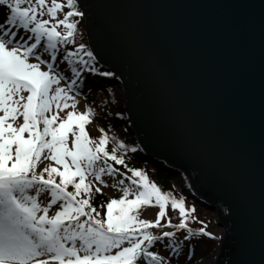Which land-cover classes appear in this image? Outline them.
<instances>
[{
	"label": "water",
	"instance_id": "95a60500",
	"mask_svg": "<svg viewBox=\"0 0 264 264\" xmlns=\"http://www.w3.org/2000/svg\"><path fill=\"white\" fill-rule=\"evenodd\" d=\"M77 7L86 45L121 87L118 109L139 160L161 170L167 163L169 181L185 177L187 188L173 180L178 192L216 214L222 231L209 262L258 259L264 0H78Z\"/></svg>",
	"mask_w": 264,
	"mask_h": 264
},
{
	"label": "snow or ice",
	"instance_id": "6c2138e0",
	"mask_svg": "<svg viewBox=\"0 0 264 264\" xmlns=\"http://www.w3.org/2000/svg\"><path fill=\"white\" fill-rule=\"evenodd\" d=\"M77 3L78 0L63 3L61 0H0V6L6 10L0 23V264H138L141 258L145 264H169L168 259L150 247L155 241L169 238L165 245L168 256L178 257L181 243L175 241L173 231H163L157 236L150 228L186 229L184 240L194 235L212 236L206 226L195 233L187 228L186 220L195 217H190L193 209L185 208L183 198L162 192L142 170L129 169L131 176L127 179L137 186V191L124 186L119 199H109L102 205L106 209L102 218L92 206L93 189L96 193L102 189L86 177L94 176L97 183L104 185L102 174L113 175L118 171L108 161L123 164L124 160L115 154L116 147L111 152L106 150L108 137L103 128L98 141L89 137L85 125L91 121L94 110L86 105L83 112L75 111V97L69 95L79 87L75 78L81 72L98 73L102 77L114 73L86 67V63L91 65L95 60L90 51H84L88 61L79 60L80 70L71 69L73 78L64 87L60 81L65 77L54 67L57 45L70 43L76 30L77 22L70 18L84 15ZM65 7L68 11L58 19V12ZM59 26H63L62 31L58 30ZM20 29L31 35L25 38ZM41 41L51 61L36 54ZM84 48V44L77 45L76 51L68 52L65 59L71 64L72 57H78ZM31 58L36 62H31ZM41 64H46L47 70H42ZM53 85H56L54 90ZM69 107L73 110L61 117L59 113ZM17 117L23 120L18 126L14 124ZM116 144L125 147L118 140ZM261 155L264 169V123ZM42 159L55 161L59 167L48 165L37 173V164ZM101 159L104 166L97 167ZM69 185L72 191L67 190ZM30 190L35 194H30ZM45 191L50 198L42 205L38 196ZM153 203L159 208L155 220L141 219L138 210ZM168 203L179 211L178 224H171L170 218L164 225L160 223L166 217ZM53 205L58 207L49 214ZM193 250L194 245L189 243L188 252L184 253L186 258L194 254ZM241 264H264V244L258 259Z\"/></svg>",
	"mask_w": 264,
	"mask_h": 264
},
{
	"label": "rangeland",
	"instance_id": "374dc122",
	"mask_svg": "<svg viewBox=\"0 0 264 264\" xmlns=\"http://www.w3.org/2000/svg\"><path fill=\"white\" fill-rule=\"evenodd\" d=\"M61 2L63 3L64 0H61ZM62 14H63L62 12H58L57 18L58 19L61 18ZM43 18L46 19L47 16H45ZM58 30L62 31L63 30V26H59ZM19 31L21 32V35L25 36V38L27 37V35H31L30 33L25 34V31L23 29H20ZM80 33H81V35H83V31L82 30L80 31ZM82 38H83V41H81L82 42L81 44H85L86 40L84 38V35H83ZM62 48L57 47L55 51L56 52L58 51L60 55L61 54H65V56H66V54L68 52H72V50H73V48H71V47L70 48L62 47ZM73 52H75V51H73ZM47 53L48 52L45 51V48H44L42 51H40L38 53V55H40L42 58H45V61H51V55L43 56V54H47ZM65 56H63V57L61 56L59 58H56L55 61H53L54 67L56 68V70L61 75H63L65 77V79L60 81V86L61 87H64L67 83H69L71 81V77H72V71H71V68H70V64H69L68 60L65 59ZM75 58H77V57L76 56L72 57V60H74ZM31 62H36V61L35 60H31ZM45 65L43 67L41 66L42 70H45L44 69ZM87 75H89V74H87ZM87 75L85 73L82 76L83 80H81L80 83L77 84L79 87L74 89L73 91H71L69 93L70 96H74L75 97V100H76L75 111L83 112L86 105L91 107L94 110V115L91 118V122H89L90 125L88 124V131L90 132V134L97 133L96 131L98 130L97 137H99V132H100L101 126L103 125L107 129L106 131H104V133L107 135V137L113 135L114 137L118 136L119 139H120V135H119V133H121L120 128L119 127H118V129L115 128L116 129L115 130L111 126L112 125L111 123H109L108 121H105L107 117H111L112 119H114L115 114L113 115V113L115 111V108L118 107V105L122 104L120 98H117V99L113 98V100H104V99H97L95 97V98H92L91 101L88 100L87 95H83L82 89L80 88L81 85H82L81 84L82 81L84 82L83 84L86 87L87 81L84 80V78ZM108 81H110V80L108 79ZM111 82L112 81L108 82V84H110ZM55 87H56V85H53L52 89L54 90ZM113 88H114L113 90L116 89L115 87H113ZM116 91L118 92L119 89H116ZM77 92H80L81 94L77 95ZM97 92H99V90H97ZM92 94L94 95V92H92ZM23 95H27V93H23ZM105 95H106V97H105V99H106L107 98V93H105ZM69 104L71 105V101H69ZM72 110L73 109L71 107H69L67 109H64L63 112H60L59 115L61 117H63L68 111H72ZM53 111H56L54 105H53ZM118 115H119V113H118ZM22 122H23L22 117H17V119L14 122V124L16 126H18ZM41 127H42V125H41ZM25 135H27V134L25 133ZM124 138L126 140H128L127 137H124ZM126 145H128V144H126ZM68 146L71 147V134H69ZM108 163L112 164V166L115 169L117 168L116 164H114L113 161L109 160ZM48 165H52L54 167H59V165L55 164V161L42 159L37 164L36 171L38 172L41 167L44 168V167H46ZM144 171H147V169H144ZM101 179L104 181V185H100L99 183H97L95 181L94 176L89 175V176L86 177V180L88 182H91L92 184H94V185H96L98 187H101V189H102L101 193L104 194L105 196H108V197H112V196L116 195L117 199H119V197L122 195L121 189L124 186H128L131 189L132 192L137 191V189L135 187H133V186L127 184V183L119 184L118 181H120L121 179H119L117 176L116 177H110V175L106 174V172L104 174H102ZM133 179H135V178L133 177ZM114 184H116V187H113ZM163 187L162 188H163L164 192L170 193V195L172 197H174L176 199L183 198L184 205H185L186 209L187 208L193 209V211L189 215H190V217H195V219L190 218L191 219L190 223L188 221H186L187 228L192 230L195 233L197 231L195 225H197L196 223L198 222V220H200V222H201L200 225L202 227L206 226V231L212 233V236H211L212 238H210L211 241L208 240V238H209L208 236H203V235H200V236H195L194 235V236L190 237L189 240H184L182 237H179V236L177 238H174L175 241L181 243L182 251H181V254L178 257H169L168 256V249H162L159 246V244H162V245L163 244H168L169 238H163L162 240L155 241L153 243V245L150 247V250L151 251H156L161 256H164L166 259L169 260V264H196V262H198L200 260L199 257H201L202 259L205 260L208 255L212 254L215 251V249L217 247L216 246V240H217V238H219L221 236L220 233L222 231V228L219 225L216 224V222H217L216 221V219H217L216 214H214L213 212L208 211L206 209H203V208H201V207H199V206H197L195 204L193 205L190 201L186 200L183 195H180L181 196L180 197L179 194L175 193L172 190H169L167 185L166 186L164 185ZM30 194H35V193L30 190ZM49 198L50 197L48 196L46 191L43 192V193H40L39 196H38V199L40 200L42 205L46 204L47 200ZM128 198L131 199L132 198L131 195H129ZM167 206H168V208H167ZM57 207H58V205H53L52 208L49 209V214H52V212H54ZM138 211H139L141 219L155 220V216H156V213L159 211V208H158L157 205H155L153 203L152 205H149V206H142L141 209H139ZM165 211H166V217H162L160 223L162 222L161 224L164 225L165 224L164 219L166 220V219H168L170 217H173V220L176 222L175 224H177V222H178L177 219L180 218L179 211L178 210H173L171 208V204L170 203L166 204ZM192 222H194V223H192ZM199 228L200 227H198V229ZM149 231H151L153 235L159 236L163 231H173L174 235H176V234H179L180 232H183L184 230L183 229H174L172 227L165 226L163 228H150ZM187 234H188V232H187ZM189 243H192L194 245V250H193L194 254L192 256L186 258L184 253L188 252V244ZM115 251L116 250L113 249V253ZM138 264H145V262L141 258L138 261Z\"/></svg>",
	"mask_w": 264,
	"mask_h": 264
},
{
	"label": "trees",
	"instance_id": "16d2710c",
	"mask_svg": "<svg viewBox=\"0 0 264 264\" xmlns=\"http://www.w3.org/2000/svg\"><path fill=\"white\" fill-rule=\"evenodd\" d=\"M70 19H72V20H74V21L77 22V24H76V30L74 32V40L76 42H78L79 44H81V40L79 39V35H77V32L79 30V26H80V24H79V17H71ZM92 139L98 141V138H96L94 136H93ZM105 147H106V150L107 151L111 152L112 149H113V147H114V145L110 141H108ZM115 154L117 156H122L121 153H119L117 149H116V153ZM123 160H124V163L123 164H116L114 162V164H116V166H117L116 169L119 172H121V173L123 172L124 174H131V172L129 171V169H140L143 172H144V169H147V171H145L146 173L145 172L144 173L147 175L148 180L154 182L161 189L162 192H164V190H163V188H164L163 186L164 185L165 186L167 185L169 190H172V191L175 192L172 184L168 183V181L165 179V177L162 175V173H159V172H157L155 170H152L150 168L144 167V166H142L140 164L135 165L129 159H125L124 157H123ZM68 190L69 191H72L73 190L72 187H71V185L68 186ZM107 201H108V197H105V196L101 195L100 193H96L94 191V189H93V192H92V195H91V203H92V206L97 211L100 212L101 218L103 217L104 211H106V209L104 207H102V205L103 204H106ZM172 220H173V218H172ZM186 221H188L190 223L191 222V219L189 218ZM192 223H194V222H192ZM200 223H201L200 220H198V222L196 223L197 224L196 226H200Z\"/></svg>",
	"mask_w": 264,
	"mask_h": 264
},
{
	"label": "bare ground",
	"instance_id": "6f19581e",
	"mask_svg": "<svg viewBox=\"0 0 264 264\" xmlns=\"http://www.w3.org/2000/svg\"><path fill=\"white\" fill-rule=\"evenodd\" d=\"M92 80L94 81L95 78H92ZM120 91H121V90H120ZM117 96L121 98V96H122V95H121V92H118ZM120 106H121V105H118L117 108H121ZM118 113H119V111H118ZM109 120H111V122H110ZM105 121H108V122L111 123V124H112V123L114 124V123L116 122V120L113 121L110 117H107ZM115 124H117V123H115ZM126 136H128L127 133H126L125 137H126ZM199 258H200L201 260H200L199 262H197L198 264H211V263L209 262V259H208L206 262H204V259H202L201 257H199ZM208 262H209V263H208ZM197 263H196V264H197Z\"/></svg>",
	"mask_w": 264,
	"mask_h": 264
}]
</instances>
